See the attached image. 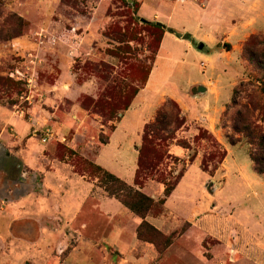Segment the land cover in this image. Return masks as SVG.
Segmentation results:
<instances>
[{
	"label": "crops",
	"instance_id": "obj_1",
	"mask_svg": "<svg viewBox=\"0 0 264 264\" xmlns=\"http://www.w3.org/2000/svg\"><path fill=\"white\" fill-rule=\"evenodd\" d=\"M137 1L140 17L154 22L162 18L160 25L164 31L144 83L105 133V126L95 129V120L87 119V114H82L81 119L77 117L80 110L78 98L84 94L95 95L96 89L92 81L77 84L70 70L71 55L77 51L73 45L76 39L71 38L75 33L67 29L62 19L53 18L60 0H16L12 11L26 22V27L45 28L54 34L49 38V64H39L38 61L36 68L52 70L58 79L50 85L51 88L42 85V96L38 101L46 100V104L37 102L29 107L34 119L32 125L38 124L36 121H52L54 117L61 120L60 124L54 121L60 134L71 128L83 135L92 132L97 138L106 134L93 154V163L156 200L163 196V184H135L137 148L144 125L154 118L156 110L168 99L178 104L187 121L199 123L211 132L224 145L226 156L213 175L204 171L198 160L187 161L176 185L164 198L163 213L147 214L144 218L100 187L94 189V184L72 174L67 167L58 168L45 180L50 193L41 194L34 203L42 208L40 212L48 205L49 214H56L63 207L62 217L70 235L76 237V243L67 251L61 264L72 253L83 250L89 252L84 260L89 258L94 264H150L158 258L161 264H264V190L255 203L237 201L235 195L239 192L229 190L239 187L241 195L257 197L252 187L255 184L264 187V177L254 170L251 160L248 165L231 154L229 146L232 145L225 143L217 127L233 84L243 70L237 47L256 28L249 18L259 12L257 3L252 0H205L206 3L200 5L193 0H152L156 6L153 8L147 4L148 0ZM145 9L149 10L148 14L144 13ZM175 17L179 19L178 25L171 23ZM94 24L93 21H83L79 25L86 33ZM94 29L97 35L99 26L95 25ZM185 33L195 43L183 38ZM91 37L94 35L87 38ZM87 38L79 39L81 44L87 46ZM225 44H230L232 49H226ZM32 45L26 36L10 43L0 41V60L12 59L18 47ZM88 53L91 54V50ZM93 55L95 59H106L99 50ZM189 56L204 60L209 68L205 75L188 81L183 88L178 86L177 78L171 77L172 65ZM201 62L199 68L204 69ZM227 73L232 75L225 82ZM184 76L183 70L180 77ZM198 86L205 90L198 91ZM66 99L72 102L68 111L59 110L58 102ZM0 112L6 114L3 108ZM72 113L77 120L72 118ZM7 119L21 134L27 131L29 123L26 119L12 116ZM39 127L41 132L48 128L47 124ZM193 131L194 128L190 127L186 137L195 135ZM35 140L30 138L28 147L39 150L40 145ZM170 153L180 160L188 155L177 144ZM215 178L221 181L212 192L208 190L207 181ZM53 204L55 208H51ZM143 220L165 234L184 229L158 256L153 245L138 238L136 230ZM42 229L46 228L41 226ZM45 232L52 231L47 229ZM172 248L175 255L170 252Z\"/></svg>",
	"mask_w": 264,
	"mask_h": 264
},
{
	"label": "rangeland",
	"instance_id": "obj_2",
	"mask_svg": "<svg viewBox=\"0 0 264 264\" xmlns=\"http://www.w3.org/2000/svg\"><path fill=\"white\" fill-rule=\"evenodd\" d=\"M193 1L200 5L206 3L205 0ZM252 1L257 3L259 12L253 13L249 22H254L256 28L250 31L237 47L243 70L236 78L233 87L240 81L247 84L240 88L235 104L232 103V87L231 96L219 116L217 125L228 146L232 144L228 142L226 135L229 134L233 138L238 136L234 131L235 124H240V118L236 113L239 107L241 108L240 105L244 102L247 90L250 88L248 83L250 81L256 83L257 79L261 80L264 77V66H259L255 61L250 60L248 53L244 51L246 40L255 36L258 43L253 48L264 59V0ZM15 2L16 0H0V41L10 43L15 38L26 36L33 45L29 48L18 47L12 59L6 57L0 60V108L5 109L6 113L0 112V264H61L67 251L76 243V237L70 235V230L62 217L63 207L59 208L56 214H49L48 205H45V211L40 212L42 208L37 207L34 202L41 194L50 193L51 190L46 189L45 180L58 168L63 167H67L72 174L94 184V189L100 187L108 194L105 185H110L111 182L104 178L102 172L95 168L93 163V154L99 146V141H103L106 134L97 138L92 132L83 135L76 133L72 128L60 134L54 126V121L60 124L61 120L54 117L52 121L46 120L45 123L36 121L38 124L32 125L34 119L28 110L29 107L37 102H43V100L38 101L42 96V85L51 88L50 85L58 79V76L54 75L52 70L37 67V84L33 97L29 101L25 99L27 89L19 81L10 77V72L15 67L23 68L29 53L37 56L36 64L39 61V64L48 65L49 38H53L54 34L53 31L45 28L26 27V22L12 11ZM147 4L156 8L152 0H148ZM138 6L137 0H60L57 10L52 14L54 19H62L67 29L75 33L71 35V38L76 39L73 45H76L77 51L71 55L69 62L75 82L81 84L92 81L96 89L95 95L84 94L78 98L80 110L77 117L81 119L82 114H87V119L95 120V129L101 128V125L105 126V133L109 132L110 125L116 121L118 113L122 111L135 88L141 85L154 59L160 35L164 31V28L156 23L162 18L155 22L143 19L138 13ZM145 11L144 13H149V10ZM83 21L88 23L93 21L95 24L85 33V29L79 25ZM171 23L178 25V17H175ZM73 24L74 28L71 27ZM95 25L99 26L97 35L94 34ZM39 31L46 36L39 38L35 34ZM92 34L93 38H87ZM83 37L88 40L85 39L87 46L84 43L81 44L79 40ZM224 47L232 49L230 44H225ZM89 50L91 54L88 53ZM97 50L101 51V55L106 59H95L93 52ZM201 61L205 63L204 69L199 68ZM208 68L209 64L204 60L189 56L185 61L174 62L171 77L174 80L177 78L178 86L184 88L188 81L198 80L205 75ZM183 70L185 76L180 77ZM231 75L232 73H227L224 81L227 82ZM83 100L86 102L82 103ZM96 100H99L98 106L92 104ZM46 102L45 100L42 104ZM71 103L67 99L64 102H58L59 110L68 111ZM178 109L170 104L165 106L167 112L178 114L179 122L177 124L171 122L167 128L169 138L164 142L163 149L167 153L173 152L174 144H177L188 155L181 160L166 157L157 170L140 173L141 186L146 182L161 183L165 186L162 179L176 177L187 161L198 160L202 168V160L210 155L207 161L208 169L204 170L210 175H213L222 163H218V167L213 172L209 171L219 160L217 154L214 153L209 138L203 135L196 136L199 129L203 127L199 123L187 121ZM256 113L257 111L254 114ZM73 114H71L72 118L77 120ZM7 116L26 119L29 123L27 131L24 134L18 132ZM258 117L261 120L260 124L264 125V117L261 118L260 115ZM43 124H47L52 132L50 139L45 142L41 140L42 133L39 127ZM190 127L194 128L193 132L196 134L186 137ZM211 136L217 140L212 133ZM30 138L36 139L35 143L40 145L39 150L28 147ZM217 142L220 143L218 140ZM221 145L224 147L223 144ZM229 148L231 154L241 162H248L250 165L247 144L237 143ZM261 176L264 177V175ZM210 181H207V187L213 192L221 180L215 178ZM252 189L258 195L257 197L249 195L248 198L247 194L241 195L242 189L239 187H232L229 190L239 192L235 195L237 201L246 200L247 203L248 201L255 203L263 193L264 187L255 184ZM51 208H55V205L53 204ZM41 226L46 229L41 230ZM47 229L52 232L46 233ZM182 229L184 227L165 234L145 226L141 229V235H138V238L153 245L158 256H161L176 237L161 253L158 251V244L161 246L165 238H170L172 234L181 232ZM170 252L173 255L176 253L174 248L170 249ZM86 255H89L87 250L72 253L63 264H94L89 258L84 260ZM150 264L161 263L158 258Z\"/></svg>",
	"mask_w": 264,
	"mask_h": 264
},
{
	"label": "trees",
	"instance_id": "obj_3",
	"mask_svg": "<svg viewBox=\"0 0 264 264\" xmlns=\"http://www.w3.org/2000/svg\"><path fill=\"white\" fill-rule=\"evenodd\" d=\"M162 26V25H160ZM171 31V29H169ZM161 37V35H160ZM183 38L191 39L190 35L185 33L182 35ZM192 40V39H191ZM160 41V38H159ZM193 43L194 40H192ZM258 43V39L255 36H251L246 40L244 45V51L248 53L250 60L255 61L259 66H264V59L258 54V51L254 50L253 47ZM150 68V67H149ZM149 68L147 70L146 76L144 77L141 85L144 83V80L147 77ZM247 82L240 81L238 85L233 87L232 90V103H236V97L240 88L245 86ZM250 88L247 90L244 102L240 105L238 113H236L240 118V124H235L234 131L237 132V137H231L229 134L226 135L228 142L232 145L237 143L247 144L248 155L252 162L254 170L260 174L264 175V125H261V120L258 115L263 118L264 116V77L261 80H256V83L251 81L248 83ZM139 86L135 88L133 93L130 95L128 102L124 105L122 110H124L130 103L132 97L137 92ZM92 99L90 100V102ZM86 100H83L82 103H85ZM94 106H98L99 100L93 101ZM170 104L172 107H178V104L172 100L168 99L165 101L157 110L154 115V118L147 122L142 130L141 142L138 146V157H137V170L135 175V184L141 186L139 174L142 172L150 173L158 169L159 165L162 164V161L166 157H173L178 159V157L172 155L170 152L167 153L163 149L164 142L169 138L168 127L171 122L177 124L179 122L178 114H171L165 110V106ZM180 108L178 109V111ZM257 111L256 115L254 114ZM181 120H183L181 118ZM206 136L210 140V144L214 150V153L217 154L218 162L212 168L210 172H213L217 167L218 163H221L226 156V149L213 139L211 133L205 129H199V132L196 136ZM211 138H210V137ZM210 156V155H209ZM208 157H204L202 160V168L204 170L208 169L207 161ZM95 168L100 170L109 182L110 185L106 184L105 189L108 195L116 197L120 200L126 207H128L135 214L145 217L147 214L161 215L163 213V202L165 196H167L171 190L176 185L180 176L182 175L183 168L180 170L179 174L173 179L163 178L164 191L163 196L155 200L152 197L144 194L139 189L135 188L133 185L127 184L122 179L116 177L115 175L103 170L99 166L95 165ZM145 226H148L159 232L156 228L151 226L148 222L143 220L141 224L137 227V235H141V229ZM179 232H176L171 235L170 238H165L163 243L158 244V251L161 253L170 243L171 240L176 237ZM139 237V236H138Z\"/></svg>",
	"mask_w": 264,
	"mask_h": 264
},
{
	"label": "built area",
	"instance_id": "obj_4",
	"mask_svg": "<svg viewBox=\"0 0 264 264\" xmlns=\"http://www.w3.org/2000/svg\"><path fill=\"white\" fill-rule=\"evenodd\" d=\"M36 35L39 36V38L45 37L46 35L42 32H36ZM27 63L23 68L15 67L10 72V77L15 79L16 81H19L26 89L27 94L25 95V99L30 101V98L33 97V94L35 92V87L37 84V77H36V62L37 57L33 54L29 53L27 54ZM203 62H201V66L203 67ZM41 140L43 142L46 141V139L52 134L51 130L49 128L44 129L42 132Z\"/></svg>",
	"mask_w": 264,
	"mask_h": 264
},
{
	"label": "water",
	"instance_id": "obj_5",
	"mask_svg": "<svg viewBox=\"0 0 264 264\" xmlns=\"http://www.w3.org/2000/svg\"><path fill=\"white\" fill-rule=\"evenodd\" d=\"M157 24H161L160 22H156ZM198 91H204L205 88L203 86H198Z\"/></svg>",
	"mask_w": 264,
	"mask_h": 264
}]
</instances>
